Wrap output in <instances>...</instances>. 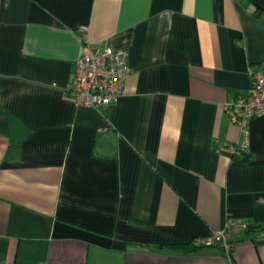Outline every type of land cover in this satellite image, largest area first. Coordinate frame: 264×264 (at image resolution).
<instances>
[{"label": "crops", "instance_id": "obj_1", "mask_svg": "<svg viewBox=\"0 0 264 264\" xmlns=\"http://www.w3.org/2000/svg\"><path fill=\"white\" fill-rule=\"evenodd\" d=\"M80 27L128 53L109 107L67 95ZM262 61L264 0H0V264H264V117L224 113Z\"/></svg>", "mask_w": 264, "mask_h": 264}, {"label": "built area", "instance_id": "obj_2", "mask_svg": "<svg viewBox=\"0 0 264 264\" xmlns=\"http://www.w3.org/2000/svg\"><path fill=\"white\" fill-rule=\"evenodd\" d=\"M79 34L82 41L81 54L74 65L67 95L76 107H109L122 96L124 82L131 72L128 53L90 44L87 41L86 27H80ZM250 77L249 93L224 105L225 115L244 135L245 141L240 146L241 149L247 148L250 122L255 118L264 117V61L256 69L250 70ZM237 149L230 146L224 150L234 153ZM236 229L245 230L247 225L228 218L224 229L209 237L195 240L193 245L220 246L230 253L229 235Z\"/></svg>", "mask_w": 264, "mask_h": 264}, {"label": "trees", "instance_id": "obj_3", "mask_svg": "<svg viewBox=\"0 0 264 264\" xmlns=\"http://www.w3.org/2000/svg\"><path fill=\"white\" fill-rule=\"evenodd\" d=\"M200 248H203V247H196V246L190 245V244L171 247L172 250H175L178 252H193L196 249H200Z\"/></svg>", "mask_w": 264, "mask_h": 264}]
</instances>
